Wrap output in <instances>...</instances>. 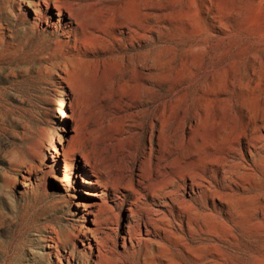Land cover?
Returning <instances> with one entry per match:
<instances>
[{
  "label": "rangeland",
  "instance_id": "obj_1",
  "mask_svg": "<svg viewBox=\"0 0 264 264\" xmlns=\"http://www.w3.org/2000/svg\"><path fill=\"white\" fill-rule=\"evenodd\" d=\"M72 1L49 0L46 22L42 0H27L32 9L25 0H0V250L22 237L26 249L33 241L37 253H46L42 239L58 233L82 255L86 226L105 237L106 264H143L125 252L131 205L116 206V195L128 194L123 184L139 179L143 157L178 181L175 160L198 151L228 154L238 147L243 123L258 127L264 142V0H79L84 37L66 12L58 23L53 9ZM75 33L86 41V53L67 71L53 69L50 55L69 56ZM64 93L68 118L62 122ZM23 135L45 145L44 138L53 137L59 153L66 151L65 158L56 157L53 173H47L50 158L19 150ZM246 141L245 159L237 156L245 166ZM258 162L247 183L222 190L227 202L207 203L202 230L193 221L195 231L188 233L184 219L188 249L195 257L204 254L206 264H264V152ZM84 176L91 184H82ZM179 185L189 200V178ZM152 203L147 195L139 204L149 209ZM95 215L100 226L92 222ZM176 228L171 231L180 233ZM137 234L147 237L145 227ZM156 237L142 246L157 251ZM178 248L189 257L186 247ZM76 256L63 264H82ZM175 256L180 259L178 250ZM29 259L27 252L25 264Z\"/></svg>",
  "mask_w": 264,
  "mask_h": 264
},
{
  "label": "bare ground",
  "instance_id": "obj_2",
  "mask_svg": "<svg viewBox=\"0 0 264 264\" xmlns=\"http://www.w3.org/2000/svg\"><path fill=\"white\" fill-rule=\"evenodd\" d=\"M42 1L44 4V10L41 9V11L44 17H46L45 20L47 22L46 14H48L47 10L50 8V4L49 0ZM72 2L73 3L67 8L63 5H54L53 9L56 11L58 23L61 21V17H64V13L66 12L68 14V19L71 22L75 23L78 27H83L82 35L84 37L86 36V24L84 23L85 21L80 19L78 12L79 10L81 11L85 5H82L79 0H74ZM25 3L27 8L32 9L33 6L28 3L27 0H25ZM37 5L39 6V2L37 3ZM76 30L77 27L72 29V31L74 32H76ZM75 36V45L73 47H70L68 51L70 53L69 56H67L68 54L64 55L58 53L50 55L51 59L56 60L55 63L51 64V67L53 69H61L63 71H67L68 68L74 63V61H77L84 56L87 51L86 41H84L83 43V41L78 38V33H75ZM65 96L66 94L64 93L59 105L60 118L62 122H64V120L68 118L64 109ZM194 124L195 126H198L199 122L195 120ZM152 125L156 126L157 123L153 122ZM242 125L243 131L236 138V144L238 145V147L229 148V153L236 154H233L234 156L229 155V153H220L219 155L215 153L216 155H211L207 154L205 151H198V153L194 155H191L190 152V154H184L182 155V157L178 156L181 157V159L177 157L178 159L175 160L176 162L179 160L177 162L179 164L178 181L174 179L173 173L166 171V168L162 169L160 164H157L155 166L153 164H147V156L143 157V166L140 165L141 167L139 168V179H137L136 181L131 179L123 184L124 186H126L128 194L123 195L122 197L116 195V206L118 208H122L126 201H128L131 205L128 209V219L130 221V224L126 226V235L128 238L129 246L125 247L124 245L126 253L131 252V255L139 257L142 260L143 264H149L151 260L155 259H165L169 264H199L198 262H201L200 264H206L207 258L204 254L200 257H195L190 253V250L188 249V243L186 242L188 237H185V229H183V224L185 222L184 219H186V225L188 227V229H186L188 230V233H191V231H195L192 227L193 221L197 222V224L200 226V230H202V222L199 217L206 216L205 212L208 211L207 203H209V201L214 202L216 199H218L219 201L227 202L225 201V198L228 195H225L222 190H227L230 185L240 186L247 183L252 176L251 173H256L257 170L260 169L258 160L261 157V154L264 152V142L260 141V137L256 135L259 128L255 125L245 123H243ZM195 126L191 123L190 130L193 131ZM74 130H76V128ZM44 139L46 140L47 145H45L42 141L38 142L36 139L35 141L37 142L30 141L29 137H25V135H23L18 139V146L19 150H21L22 153L24 152V155L34 157L37 155H43L44 161L50 158L52 164L50 165L47 173L51 174L53 173V170L56 166V157L61 155L65 158L66 151L62 149V153H59L57 147L52 145L53 137H45ZM185 139L186 137H184V140ZM242 139H246V143L249 146L248 150L250 156V164H247L246 166L242 164L243 162L241 163L240 161H238L239 159L237 157L239 156L240 160L245 159V153H243L244 151L241 148ZM58 144H62L60 140L58 141ZM186 148L187 147H185V149ZM51 149L56 155L50 153L51 156H47V153H49ZM181 151L183 150L181 149ZM152 153L153 152L151 148V154ZM181 153L183 154V152ZM189 158H192V161L188 162L187 159ZM173 163L175 164V162ZM29 169L30 171H32L33 166L31 165ZM249 170L252 172H250ZM30 171H28V173H30ZM187 177L191 181L189 189L192 196L190 195L189 200L185 199L184 196L178 193V191L180 190L179 180L185 179ZM82 184L84 186L91 184V182L88 181L87 176L83 177ZM169 188L171 190L165 191ZM115 189L118 188L116 187ZM85 190L87 189L84 187L83 191ZM143 193L146 194L143 195ZM147 195L152 196L153 203L151 204V208L144 209L139 203L142 199H145ZM192 202L198 203V209H193L191 207L190 204H192ZM219 207L220 206H217L215 204L213 205L214 210H221ZM159 208L167 210L168 215H166L164 212H161ZM141 210L145 211V215L141 214ZM185 215H187L188 217L185 218ZM170 216L171 219H169ZM92 222H95L96 226L101 225L96 215ZM173 226L178 227L176 228V230H178V232L180 231V233H173L171 231ZM141 227H145L147 237H142L141 235L137 234V231ZM85 228H87L88 231L82 232V235L84 237V240L82 241H86L87 244L83 245L84 254L82 255L75 247V243L71 242L70 239H68L67 237L63 239L61 238L62 235L60 236L58 233H54V236H49V239L41 238L43 242L47 243L44 246L46 253L42 254L36 252L37 250H35L33 241H31L26 249L27 244L24 242L23 238L20 237V239L14 242L13 245L9 248L4 247L2 250H0V264H25L27 252L31 255V260L29 259L27 264H63V259L66 261H73L75 259L76 253L79 254V256H76L77 260H80L81 256L83 261L82 264H90L92 260L94 264H106L109 258L107 251L108 246L105 237H99L96 233V230H90L86 226ZM150 235H155L157 236L156 238H159V240H153L154 243L158 245L157 251H152L148 248V245H146L145 247L142 246L143 242L151 241V239L148 238V236ZM123 240L126 241V237H124ZM69 245L72 247V250L70 249V251L66 252V248ZM181 245L183 247H186L185 251L189 254L188 258L183 257L182 254H180L179 248L175 249L177 246ZM129 249H131V251H129ZM62 250L64 252V255L61 252ZM175 250L179 251V255L181 256L179 260L175 256ZM95 251L97 253L96 259H93V253ZM183 252L184 250L182 251V253Z\"/></svg>",
  "mask_w": 264,
  "mask_h": 264
}]
</instances>
